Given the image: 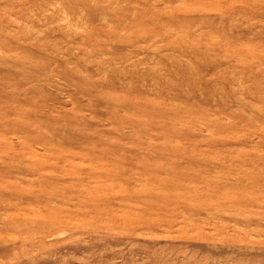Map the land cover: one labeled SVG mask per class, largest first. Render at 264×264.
Returning a JSON list of instances; mask_svg holds the SVG:
<instances>
[{"label":"rangeland","instance_id":"1","mask_svg":"<svg viewBox=\"0 0 264 264\" xmlns=\"http://www.w3.org/2000/svg\"><path fill=\"white\" fill-rule=\"evenodd\" d=\"M0 264H264V0H0Z\"/></svg>","mask_w":264,"mask_h":264}]
</instances>
